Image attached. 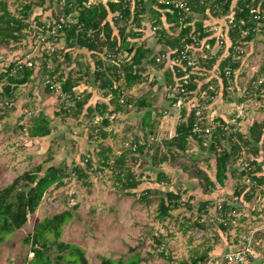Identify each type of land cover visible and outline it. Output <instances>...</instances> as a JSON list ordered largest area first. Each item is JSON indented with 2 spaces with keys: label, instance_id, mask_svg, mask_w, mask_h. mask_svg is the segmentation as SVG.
<instances>
[{
  "label": "rangeland",
  "instance_id": "obj_1",
  "mask_svg": "<svg viewBox=\"0 0 264 264\" xmlns=\"http://www.w3.org/2000/svg\"><path fill=\"white\" fill-rule=\"evenodd\" d=\"M3 1L16 17H23L24 6L31 3L32 12L27 21L33 27L38 21L46 25L52 23L62 14L67 3L66 0H44L41 5L36 4L41 0ZM89 1L95 3L102 0ZM159 2L160 0H147V9H157ZM210 4L211 2L205 13H193V17L197 21L207 16L204 19L205 25L213 30L212 36L218 40L212 47L203 38L193 52L198 51L202 59L211 60L216 55L218 60L210 68L195 67L197 71L201 69L198 75H203L204 78L197 80V89L191 102L188 100L185 104L186 110L196 108L201 113V118L197 120L200 125H204V128L212 127L219 124L216 116L220 111L219 105L224 97L229 96L233 103L237 102V105L221 110L233 117L228 123L229 129L249 138L251 125L243 127L238 122L239 119L264 122V92L263 89L258 91L264 83V41L260 39L262 42L254 49L249 42L245 43L243 36L246 33L238 39L237 49L242 54L237 56L235 62L240 61L239 66L234 70L231 84L228 83V90L224 91L220 81L219 62L228 54L232 42L229 25L223 20L212 18L214 10ZM147 17L146 11L142 23L145 27L151 24ZM43 25H39L36 31V36L41 33L37 38L33 27L27 28L22 32L23 38L14 40L11 36L9 43L4 42L0 46V73L6 71L11 62L21 60L28 54L40 56L38 66L36 62L32 66L34 71H38L27 82L16 87V100L7 103L6 97L0 94V193L14 185L11 193L17 196L19 186L29 181L26 173L35 170L42 177L46 171L58 168L61 169L63 178L45 190L37 209L27 214V220L21 227L13 231L0 229V264L28 263L34 257V252L31 242L26 239L31 238L40 223L63 213L67 216L58 234L48 233L52 241L48 252L53 259L51 264H66V260L59 256H69V245L81 248L88 264H103L104 258L124 263L135 254H139L141 258L138 264H179L182 261L190 262L203 253L207 254L208 261L215 255L223 254L224 249L235 247L248 248L245 250L249 255L251 248L264 252V182L258 184L241 174L248 164L247 157H250L249 160L255 159L262 164L263 170L258 175L264 176V143H254L260 149L257 156H247L244 149L232 157L228 175L234 170L237 178L229 176L225 185H218L212 193H205V182L196 174V168L207 170L211 166L207 171L214 180L215 154L202 150L197 141L190 139L185 151L177 157L169 153L170 159L162 164L158 165L152 159L158 145L175 134L176 124L182 115V111L178 112V109L171 107L169 98L164 95L162 70L149 63L144 65L146 70L140 68L147 78L142 83L124 89L123 99L131 101L119 112L114 110V104H109L110 124L103 128L107 134L102 137V116L95 110L93 114L86 111L88 105L94 109L109 102V97L103 96L104 92L92 73L96 57L84 48H63L65 40L58 36L53 43L55 52L52 55L45 52L47 55L42 57V51L49 45L40 42L46 29H42ZM121 25H125V22H121ZM166 25L168 24L165 27ZM126 27V32L135 29L136 22L129 21ZM114 31L118 32V29L114 27ZM177 32L178 30H169L173 35ZM152 34L151 32L149 38L135 41H146L157 52L167 51L168 47L165 45H154ZM221 39L225 43L221 44ZM206 49L209 50L208 54ZM254 51L256 54H253ZM166 58L167 67L182 65L176 59V62L169 60L168 55ZM242 64L243 68L240 67ZM68 76L76 79L75 93L79 98L91 93L79 116L66 113L74 112L75 99L65 96L59 86L57 90L51 88V93L46 90L50 80L55 79L57 83H54L60 85V79L63 81ZM117 85H124V81L121 80ZM205 86L209 88L206 91L202 89ZM216 86L214 91L212 88ZM172 91L166 92L170 96ZM211 91L214 92L215 99L209 103L207 100L212 95ZM141 96H146L148 101L156 105L150 119L155 124L154 133H145L148 128L143 127V113H138L133 103L134 99ZM209 106L213 112H217L215 115H210ZM165 109L168 113H163ZM41 112L51 117V132L42 136L43 138L33 137L30 131ZM160 113L163 115L160 116ZM208 115L214 117V120H210ZM136 142L145 144L143 152L134 150ZM206 142L209 145L211 140L207 139ZM219 143L220 147L230 148L228 140L221 139ZM105 154L109 156V164L105 163ZM121 154L126 156L122 173L109 166L115 164L113 159ZM88 159L91 167L88 166ZM78 167L84 170L83 176H79L76 170ZM159 171H164L168 179L159 183ZM128 172L136 179H142V183L136 188L128 189L123 186ZM148 191L149 194L146 193ZM169 191L179 193L181 202L178 208L171 209L166 215L161 212L159 202L162 197L167 198ZM235 191L239 192L238 196ZM206 200L211 201V204L207 212L200 216L198 207ZM224 203L227 206L225 213L221 208ZM222 221L227 222V230L221 228ZM61 243L64 246H60ZM251 260L248 257L247 263Z\"/></svg>",
  "mask_w": 264,
  "mask_h": 264
},
{
  "label": "trees",
  "instance_id": "obj_2",
  "mask_svg": "<svg viewBox=\"0 0 264 264\" xmlns=\"http://www.w3.org/2000/svg\"><path fill=\"white\" fill-rule=\"evenodd\" d=\"M173 1L179 0H164L163 2L158 3L157 9L151 8L150 10V18L152 19L151 26L156 35L155 42L157 46L165 45L168 47V52L165 50L157 52L152 46L148 45L146 41L141 43L135 41V39H139L143 35L142 23L147 11V0H107L106 2L99 1L95 3H91L89 0H66L67 3L63 7L60 16H64L67 22L57 36L59 39L63 37L62 39L65 40L63 48H84L96 57L94 59L93 68L95 80L99 82V87L104 92L103 96L110 97L109 102L114 104L115 111H120L130 102L127 98H124L123 102H121L124 89H129L136 83H142L145 78H147L146 74L141 70H146V67L143 65L146 61V63L153 65L158 70H162L165 85L164 95L169 98L171 106L176 97H170L168 92L175 89L176 85L181 81L179 78H182L186 72H189L191 81L186 85V91L187 99L191 102V97L197 89L196 78L202 76L193 73L191 66H187L186 70H183L181 66L177 64L172 67H167L165 63L168 58L160 61H157L156 59L158 56L168 53L169 60L175 61V59L177 60L179 58L181 50H184L186 46L194 42V38L197 39L198 43L196 45L199 46L203 38L211 35V29L208 30V27L205 26L202 21L196 22L194 26L192 25L194 18L193 13H205L209 2H211V9L214 10V16L221 17L225 15L226 21H228L230 17H233L234 19V24H228L229 35L232 42L229 47V55L219 62V67L221 69L220 76L227 89L229 85L227 83L225 69L230 65L232 68L231 77L233 78L234 70L237 69L240 62H235L234 56H240L242 54L241 51L237 49L236 43L238 42V39L241 38L243 33H246L243 38L245 43L249 42L254 38L255 34L258 33L256 30L259 28V23L261 22L264 24V19L259 21L253 18L254 9L257 6H253L252 0H240L241 9H238L234 13H232L230 9L231 0H187L190 8L189 13L183 12L173 3ZM43 2L44 0L37 1L36 4L41 5ZM258 2H260V0H257L255 4L258 5ZM252 6L254 8H252ZM220 7L221 10H218ZM0 10V46L4 42L9 43L8 40L11 36H13L14 40L23 38V30L27 28L31 29L33 27L27 21L32 12L31 3L24 6V10L22 11L23 17L12 15L6 2L3 0H0ZM110 14H112L111 19L109 18ZM163 15L165 16L164 19L162 18ZM60 16H58L56 20L59 19ZM35 18H37V16H35ZM129 21L136 22L137 27L126 32V26ZM121 22H125V25H121ZM165 22L169 24L168 27H165ZM38 24L46 25V23H42V21H38ZM37 25L32 28L33 31H35V37L36 31L39 27V25ZM114 27L118 29V32L114 31ZM170 29L174 32L178 30V32L176 35H173L172 33H169ZM217 40V37L212 36L207 41L210 45H214ZM220 41L221 44L225 43L224 39H221ZM187 53L193 58L191 50H188ZM45 55L47 54L43 52L42 56L44 57ZM198 60L199 67L206 68H210L216 62V58L211 60L207 58H198ZM14 67L15 62H11L6 68L7 70L0 73V84L2 83L0 94L6 97L7 103H11V100H16L15 94L18 88L17 86L27 82L30 77L38 71H34L31 67H24L13 72ZM262 72H264V67ZM52 74L53 73H51V75ZM121 80L124 81V86L117 85ZM4 81L6 83H4ZM55 81V79L50 80L47 84L46 90L50 93L55 89L51 87L53 84L57 83ZM76 86L77 81L71 76H68L63 81L60 79L61 92L65 94V96L75 99L76 104L74 112L70 113L66 111L67 114H72L73 116H79L81 114L88 98L91 96V93H89L85 97L79 98L75 93ZM261 89H263L264 92V83H262L258 91L260 92ZM213 93L214 92H212V95L207 102L212 100L214 96ZM135 105L138 111L144 112L143 127L146 129L148 128V131L145 133H154L153 128L155 124L150 120L152 110L149 109L153 106V102L148 101L146 96H141L136 99ZM94 110L102 116V128H100V130L102 137H105L107 132L103 128L110 124L109 114H111V111H108L107 104H102L94 109H92L90 105L87 106L86 111L88 114L95 113ZM161 115L163 114L160 113V116ZM197 119L196 108L187 111L186 106L184 105L182 108V115L176 124L174 136L164 139L162 144L158 145L155 153L152 154V159L158 165L162 164L170 159L168 156L169 153H172L173 156L177 157L181 152L185 151L190 139L197 141L202 150H209L215 154L214 180L209 176L207 171L211 166L208 165L209 169L207 170L206 168H196V174L205 182L204 192L212 193L218 185H225L229 176L237 178L234 170L228 175L232 157L238 155L244 149H246L247 156H257L259 154L260 149L257 145H254V143L261 141L264 143V122H253L250 127L251 137L246 138L242 133H233L232 130L229 129L228 124L221 117H218L219 124L215 125L209 133H206L204 130L196 132L193 129ZM35 120L36 121L30 131V134L33 137H42L50 134V121L47 119L44 112H41ZM207 139L211 140L209 145L206 142ZM221 139L230 142L229 149L223 146L220 147L221 145L219 141ZM134 145V150L139 152L144 151L145 144L136 142ZM103 152H105V149H103ZM159 153L161 154L160 156ZM248 158L250 157H247L248 164L241 174L247 175V178L251 181L263 184L264 176L258 175V173L263 170L262 164L255 159L249 160ZM104 159L106 164L110 163L109 156L106 154L104 155ZM125 159V154L116 156L113 159L114 161L112 160L115 164H110L109 166L113 169H118L119 172L122 173L124 172L123 165H125ZM88 162H90L88 166L91 167V161L89 159ZM184 168L187 167L184 166ZM76 170L79 172V176H83L84 170L82 168L78 167ZM62 175L63 173L61 172V169L58 168L46 171L45 175L42 177L37 170H35V172L26 173V177L29 181H27L26 184L19 186L20 191L17 193V196H13L11 193L14 190V185L4 189L3 193H0V229L13 231L16 228L21 227L27 220V214L33 213L37 209L45 190L60 181L63 178ZM165 179H168L167 174L164 171H159L157 174V181L160 183ZM141 183V178L136 179L131 172H128V177L126 178V181H124L123 186L131 189L136 188ZM26 188L29 189L26 190ZM241 188H243V186ZM235 192L238 196L239 192ZM146 193L149 194V191ZM180 200L181 196L179 193L169 191L167 193V198L162 197L160 199L159 206L161 212L168 215L171 209L180 206ZM210 204L211 201L209 200L200 203L198 207L200 216L207 212V208ZM221 208L225 213L227 208L226 203L221 205ZM66 216L67 215L63 213L54 216L52 219H46V221L38 225L31 238L26 239L28 242H31L34 252V257L26 264H51L53 262V259L48 253L52 243L48 233L58 234L61 224L65 221ZM226 224L227 222L224 223L223 221L220 223L223 230H227ZM60 246L64 245L61 243ZM69 246V256L66 254L59 256V258L66 260L64 263L88 264L84 259L81 248L76 245ZM207 258V254L203 253L192 258L190 262L182 261L179 264H201L200 262L206 261ZM140 260L141 258L139 254H135L124 263L104 258L103 264H138Z\"/></svg>",
  "mask_w": 264,
  "mask_h": 264
},
{
  "label": "built area",
  "instance_id": "obj_3",
  "mask_svg": "<svg viewBox=\"0 0 264 264\" xmlns=\"http://www.w3.org/2000/svg\"><path fill=\"white\" fill-rule=\"evenodd\" d=\"M173 3L185 13H188L190 11L187 0L173 1ZM262 4H264V0H261L258 3V6L254 9L253 18L256 20H259V21L264 19V5H262ZM233 21H234L233 17H230L227 21V24H234ZM66 22H67V20L65 19V17L60 16L59 19H57V20L55 19L52 23L42 26V29H44V28H46V29L43 31V34L40 37L41 38L40 42H42L43 44L44 43L49 44V45H47L48 47H46V49H44L42 51V55H43V52L44 53L46 52L49 55H52V53L55 52L54 51L55 47H54L53 43L56 41L57 35L59 34V32H61V29L66 24ZM40 34L38 36H40ZM38 36H36V38ZM197 43H198L197 39L194 38V42L192 44L186 46V48L184 50H181L180 56L177 59V61H180L182 63L181 68L183 70H186L187 66H191V67H193V69L195 67H199V60H198V57L195 55V53L192 52L193 58L187 53L188 50L193 51V49L197 46L196 45ZM166 55H168V53L158 56L156 60L157 61L163 60L166 58ZM237 56H239V55L234 56L235 60H236ZM39 58H40V56H37L36 54L35 55L28 54L27 57H22L21 60L14 61L15 67L13 69V72H16L17 70H20L24 67H31L32 68V66H34L35 62H36V66H38L37 61ZM231 70H232V68L230 67V65H228L225 69L227 83H229V84H231V80H232L231 79L232 78L231 77V74H232ZM179 79L181 81L176 85V88L173 89V91L170 93L171 97H176V99L173 102L172 107L178 109V112L182 111L183 106L185 104H187V102H188L186 85H188L191 81L190 80V73L186 72L182 76V78H179ZM58 86L60 89V85H56V84H53L51 87H53L57 90ZM121 101H123V98L121 99ZM196 115H197L198 119L201 118V113L198 110H196ZM180 117H181V115H180ZM213 127H214V125H212V127L204 128V125L203 126L200 125V122L197 121L193 130L196 132H201L204 130L206 133H209ZM245 249H248V248L245 247ZM245 249L243 248V249L238 250L236 252L227 253L225 255V260L227 262H238L241 264H246L247 257L249 254H248V251ZM201 264H215V262H213V260H208V261L206 260V261L202 262ZM216 264H218V263H216Z\"/></svg>",
  "mask_w": 264,
  "mask_h": 264
},
{
  "label": "crops",
  "instance_id": "obj_4",
  "mask_svg": "<svg viewBox=\"0 0 264 264\" xmlns=\"http://www.w3.org/2000/svg\"><path fill=\"white\" fill-rule=\"evenodd\" d=\"M103 1V0H102ZM254 1V2H253ZM257 0H252V3H253V6L254 7H256V6H258L257 4H255V2H256ZM261 1V0H260ZM104 2V1H103ZM160 2H162V0H160ZM259 3V2H258ZM252 6V8H254ZM230 9H231V12L232 13H234L235 11H237L238 9H241V2H240V0H231V6H230ZM215 10H217V9H215ZM218 10H220V9H218ZM147 13H148V17H147V19L149 20H151V22H152V19L150 18V9H147ZM112 17V16H111ZM111 17L109 16V18L111 19ZM163 19L165 18V16L163 15V17H162ZM212 18H214V19H218V20H223L224 22H226L227 23V21L225 20V15L224 16H221V17H216V16H214L213 14H212ZM204 19H207V16L206 17H204V18H202L201 17V19L200 20H197V21H195L194 20V18H193V21H192V25L194 26L195 25V23L196 22H198V21H202L203 23H204V25H205V20ZM149 20V21H150ZM208 20H210V19H208ZM218 23V22H217ZM149 24H150V22H149ZM165 24H167L166 22H165ZM169 26V24L168 25H166V27H168ZM205 26H207V25H205ZM142 27H143V35H142V37L140 38V39H144V38H149V36L151 35V32L153 33L152 34V40H154L153 41V43H154V45H157L156 44V42H155V39H156V35H155V32H153L152 30V26H151V24L147 27V25H146V27L145 26H143L142 25ZM208 27V26H207ZM208 30H210V28L208 27ZM262 31H264V24L262 23L260 26H259V28L256 30V32H258L257 34H255V36H254V38H252L250 41H249V44L250 45H253V47H254V49H255V47L257 46V44H259V43H261L262 41L260 40V39H262L263 41H264V32H262ZM212 35H213V30H211V35L210 36H208V37H206V41L209 39V38H211L212 37ZM208 38V39H207ZM65 42V41H64ZM208 42V41H207ZM206 42V43H207ZM217 42V41H216ZM216 42L214 43V45L216 44ZM209 43V42H208ZM262 43H264V42H262ZM209 45H210V43H209ZM214 45H210V46H214ZM253 49V50H254ZM167 51L166 52H168V49H166ZM199 50H201V49H199ZM193 52V51H192ZM198 52V51H197ZM197 52H195V55L198 57V58H201L200 56H199V54L197 53ZM206 52H207V54L209 53V50L208 49H206ZM226 54V53H225ZM253 54H256L255 53V51H254V53ZM229 55V50H228V54L226 55V56H228ZM206 57H208V56H206ZM209 58V57H208ZM213 58H216V55L215 56H213V57H211V59H213ZM225 58V57H224ZM223 59V58H222ZM221 59V60H222ZM216 60H218L217 58H216ZM220 60V61H221ZM217 62V61H216ZM146 63V62H145ZM143 65H145V64H143ZM240 67H242L243 68V64L240 66ZM93 68H94V65H93ZM202 69H206V67H203ZM200 70L201 69H199L198 71H197V69L195 70V68L193 69V67H192V72L193 73H196V74H198L199 72H200ZM92 73H93V69H92ZM148 74H150V73H148ZM199 76H202V77H198V78H196V81L198 80V79H203L204 78V76L203 75H199ZM215 82H217V80L216 79H213ZM220 81L222 82H220L222 85H223V89H224V91H227L228 89L227 88H225V84H224V81H223V79H222V77L220 76ZM122 86H124V85H122ZM202 89H204L205 91H206V89H209V88H206V86H205V88H202ZM214 91H215V89H217V86L214 88H212ZM202 91V90H201ZM213 91H211V93H212ZM106 98V97H105ZM108 98V97H107ZM215 99V96H213V98H212V100L209 102V103H211L213 100ZM128 100V99H127ZM108 101H110V97H109V100ZM131 101V100H130ZM134 102V104H135V99L133 100ZM104 104H106V103H104ZM109 104H111L110 102H108L107 103V105H108V108H109ZM213 104H214V102L211 104V106L213 107ZM231 105H237V102H235L234 101V103H233V100L232 99H230V97L229 96H226V97H224L223 99H222V104L221 105H219V109H220V111H218V115H216V116H218V117H221L227 124L229 123V121L231 120V119H233V117H230L229 115H227V114H225L224 112H222L221 110H225L226 108H227V106H231ZM154 106H156L155 104L152 106V107H150L149 109L150 110H152L153 109V107ZM211 106H209V109L211 110V113H210V115L211 116H213V115H215V113H217V112H213V110H212V107ZM222 106V107H221ZM172 107V106H171ZM168 110H170V109H168ZM227 110V109H226ZM165 111H167V109H165L164 111H163V113L165 112ZM117 112H119V111H117ZM116 112V113H117ZM138 113H143V115H144V112H140V111H138ZM166 113H168V112H166ZM170 113H171V111H170ZM153 114V113H152ZM142 115V116H143ZM210 115H208L209 116V118H211L210 120H214V117H210ZM50 116V115H49ZM51 118V117H50ZM50 118L49 117H47V119H49V121H50ZM143 118V117H142ZM217 118V117H216ZM251 120H247V121H245V120H240L239 119V124L241 125V126H243V127H246L247 125L246 124H248L249 126L250 125H252L253 124V122H255L254 120H252L251 122H250ZM151 122H153V121H151ZM211 122V121H210ZM258 122V121H257ZM260 122V121H259ZM241 129H243V128H241ZM249 131H250V129H249ZM174 136V135H173ZM38 138H43V137H38ZM250 138V137H249ZM257 244V242L254 244V245H256ZM242 248L241 247H235L234 249H224L225 251L223 252V254L221 253V254H218V255H215V257H213V259H211V260H213V262H215V264L216 263H218V264H241V263H238V262H227L226 260H225V255L227 254V253H230V252H236V251H238V250H241ZM248 257H250V258H252V260L250 261V262H246V264H264V252L262 251V250H258V249H256V248H251V253H250V255H248ZM248 257H247V260H248ZM218 259H220V260H218Z\"/></svg>",
  "mask_w": 264,
  "mask_h": 264
}]
</instances>
